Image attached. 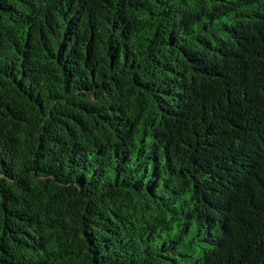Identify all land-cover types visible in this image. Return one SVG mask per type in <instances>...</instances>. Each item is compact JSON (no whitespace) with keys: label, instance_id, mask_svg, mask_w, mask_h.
<instances>
[{"label":"trees","instance_id":"obj_1","mask_svg":"<svg viewBox=\"0 0 264 264\" xmlns=\"http://www.w3.org/2000/svg\"><path fill=\"white\" fill-rule=\"evenodd\" d=\"M0 264H264V0H0Z\"/></svg>","mask_w":264,"mask_h":264}]
</instances>
